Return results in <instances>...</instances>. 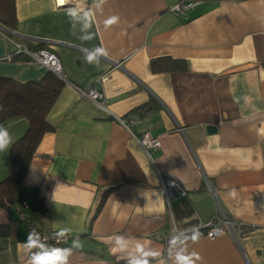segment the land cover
Returning a JSON list of instances; mask_svg holds the SVG:
<instances>
[{
  "label": "crops",
  "instance_id": "crops-1",
  "mask_svg": "<svg viewBox=\"0 0 264 264\" xmlns=\"http://www.w3.org/2000/svg\"><path fill=\"white\" fill-rule=\"evenodd\" d=\"M175 1L85 0L79 11L57 0H14L15 28L0 27V76L25 82L47 70L18 57L13 42L52 51L62 67L46 118L53 129L22 186L42 198V211H25L36 227L71 229L66 248L79 239L68 264H176L180 252H195L196 264H264V0H198L180 15L170 9ZM97 47L107 55L90 64ZM165 58L186 69H153ZM98 79L103 106L72 86ZM115 116L138 122L127 129ZM143 132L161 145L144 152L136 138ZM162 177L186 190L189 219L226 217L231 225L195 243L172 241L173 222L188 218L174 221ZM29 232L16 211L0 207V264H27Z\"/></svg>",
  "mask_w": 264,
  "mask_h": 264
},
{
  "label": "trees",
  "instance_id": "trees-1",
  "mask_svg": "<svg viewBox=\"0 0 264 264\" xmlns=\"http://www.w3.org/2000/svg\"><path fill=\"white\" fill-rule=\"evenodd\" d=\"M0 25L9 29L15 28L14 0H0ZM17 55L21 59L29 60L26 55ZM151 66L153 69L158 70L186 69L183 62L169 58L152 61ZM63 84V80L49 70H46L39 79L25 82L0 76V126L10 119L19 117L25 118L28 123L24 133L15 139L8 148L6 170L2 179H0V207L16 211L17 219L23 222L29 231L40 229L28 218L25 211L29 209L42 211L44 206L37 188H23L22 180L42 135L53 129L46 118ZM184 198L185 196L171 202L173 218L177 223L188 218L187 222L181 225L182 227H190L196 223V220L189 219L191 211ZM103 201L104 195L98 204L97 211ZM19 213H23L25 217L23 220L19 218ZM199 232L201 235L203 230H199ZM190 237L191 233H188L180 236L175 242L190 239Z\"/></svg>",
  "mask_w": 264,
  "mask_h": 264
},
{
  "label": "built area",
  "instance_id": "built-area-1",
  "mask_svg": "<svg viewBox=\"0 0 264 264\" xmlns=\"http://www.w3.org/2000/svg\"><path fill=\"white\" fill-rule=\"evenodd\" d=\"M58 1V0H57ZM85 0H72L71 3H59L60 5H73L77 10L83 11L86 9L84 4ZM198 0H176L171 6L170 9L175 14H184L188 9L193 7ZM15 47L16 54L26 55L29 60L33 61L40 67H43L51 72H53L58 78L64 79L63 71L59 59L57 56L50 50L45 48H39L30 50L26 46L13 42ZM10 58V57H8ZM101 79L96 80L95 84L87 88H79L72 84L74 89L77 91L80 97L89 99L96 104L103 106L104 103V94L102 90L98 86V82ZM115 119L121 123L125 128L129 129L130 126L138 122L129 116L116 117ZM134 136V135H133ZM139 145L143 149L144 152L149 153L150 150L155 149L161 145V141L158 137L151 135L149 132H143L139 136L136 137ZM161 188L166 197V200L171 205V202L180 199L186 195V190L182 185L178 184L175 180L162 177L161 178ZM26 207V205H24ZM19 218L23 220L25 217L23 213H19ZM231 221H229L226 217L218 218L216 221H209L206 223L196 222L190 227H177L173 222L171 228V240L175 242L180 236L186 235L188 233H192L195 229L203 230V235L209 238H213L225 232L226 226H230ZM38 234L37 239L38 242L44 245L46 248H66L67 241L71 238V235L68 234L65 237H57L56 231L51 230H37ZM35 248L31 249V251L35 252Z\"/></svg>",
  "mask_w": 264,
  "mask_h": 264
},
{
  "label": "clouds",
  "instance_id": "clouds-1",
  "mask_svg": "<svg viewBox=\"0 0 264 264\" xmlns=\"http://www.w3.org/2000/svg\"><path fill=\"white\" fill-rule=\"evenodd\" d=\"M71 3L72 0H63V3ZM68 15L75 16L77 12L74 9L68 11ZM119 17L111 16L105 20V27H109L118 22ZM107 55L106 49L103 47H97L94 49L93 53L86 57L88 63H99L98 56ZM12 143V137L9 131L0 126V152H5L8 150ZM71 232L69 228H61L56 234L57 237H65ZM38 234L35 229H32L28 235L26 241L23 243L22 247L24 249H38V251L32 252L27 264H68L69 257L72 255L73 249H78L82 247L79 242V239H74L71 247L69 248H46L44 245L40 244L37 239ZM191 240L193 243L197 242L200 239V232L198 229H195L191 233ZM119 240V238H118ZM119 247L121 250L125 247L123 240H119ZM199 259V256L193 252L185 254L183 252L177 253L175 261L176 264H196V261ZM132 264H147V260L137 259L132 262Z\"/></svg>",
  "mask_w": 264,
  "mask_h": 264
},
{
  "label": "rangeland",
  "instance_id": "rangeland-1",
  "mask_svg": "<svg viewBox=\"0 0 264 264\" xmlns=\"http://www.w3.org/2000/svg\"><path fill=\"white\" fill-rule=\"evenodd\" d=\"M25 123H21L20 122V124H15L13 127H11L10 125H8L9 124V121L6 123V124H4V125H2L4 128H6L7 130H10V132H11V134L14 136V140L15 139H17L19 136H21L23 133H24V131L26 130V128H27V121H24ZM12 130H13V132H12ZM13 139V138H12ZM14 140H12V142L14 141ZM6 153H5V155H6V157H7V154H8V150L7 151H5ZM3 152H0V164H2V157H3ZM4 174V171L1 173L0 172V178L2 177V175Z\"/></svg>",
  "mask_w": 264,
  "mask_h": 264
},
{
  "label": "water",
  "instance_id": "water-1",
  "mask_svg": "<svg viewBox=\"0 0 264 264\" xmlns=\"http://www.w3.org/2000/svg\"><path fill=\"white\" fill-rule=\"evenodd\" d=\"M0 27H1V25H0ZM207 129H208V130H214L215 128H214V126H208Z\"/></svg>",
  "mask_w": 264,
  "mask_h": 264
},
{
  "label": "snow or ice",
  "instance_id": "snow-or-ice-1",
  "mask_svg": "<svg viewBox=\"0 0 264 264\" xmlns=\"http://www.w3.org/2000/svg\"><path fill=\"white\" fill-rule=\"evenodd\" d=\"M59 3L63 4V0H58Z\"/></svg>",
  "mask_w": 264,
  "mask_h": 264
}]
</instances>
